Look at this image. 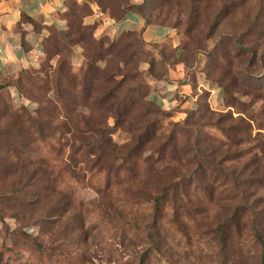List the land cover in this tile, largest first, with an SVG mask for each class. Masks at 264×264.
I'll return each mask as SVG.
<instances>
[{"label":"rangeland","instance_id":"1","mask_svg":"<svg viewBox=\"0 0 264 264\" xmlns=\"http://www.w3.org/2000/svg\"><path fill=\"white\" fill-rule=\"evenodd\" d=\"M131 4L171 34L116 29ZM60 18L51 39L77 20L135 44L111 58L122 71L103 106L82 100L81 83L99 99L107 61L87 59L76 36L0 77V264H264V0H71ZM63 61L77 80L60 99ZM49 81L46 100L30 99L27 82ZM147 86L172 99L137 100ZM48 99V138L26 120L28 139L10 135V119L36 117Z\"/></svg>","mask_w":264,"mask_h":264},{"label":"trees","instance_id":"2","mask_svg":"<svg viewBox=\"0 0 264 264\" xmlns=\"http://www.w3.org/2000/svg\"><path fill=\"white\" fill-rule=\"evenodd\" d=\"M147 8L148 6H146V4H131L127 9L125 8L123 10V14L120 16L119 21L124 19L130 13H137L145 19L146 25L159 24L169 28V26L164 24L163 21H159L158 19L152 20L151 18L146 16L143 10L145 11ZM35 26L38 28L40 25L37 22H35ZM54 27H56V25L47 27L48 32L51 33L52 29L55 30ZM91 30L92 27L85 25L82 22L78 23L77 20H75V22H73L70 25V30H68L67 32H58L59 34H55L52 39L48 34V36H46L43 39V47L45 48V52L49 56L61 54L65 49H67L66 46H68V43L70 44V42L73 41V38L71 39V37L76 36V42L82 43L85 50V56L87 57V59H89L93 63H98L100 61L106 60L107 61L106 66L104 67V69L100 70L99 72V80H101L102 83L105 84L106 90L103 92L102 96L99 99L96 98L94 93L96 87L90 82L87 75H84V80L81 83L82 100L86 103L89 100L92 99L94 100L95 98L94 102L98 100L97 103L103 106L110 103V101L113 100L114 98H117L115 94L119 89L118 85H116L119 82H116L115 77L116 75H118V73L120 74L122 70L121 68H117V65H115V61L111 58L125 61L124 57L126 56L129 49L134 46L135 43L126 40V36H121L120 39L108 43L107 40L104 38L96 39L93 36V32ZM129 32H130L129 36L138 35L141 39H143L142 31H129ZM52 44L54 45L53 47L51 46ZM66 65L67 62L63 61L56 70L57 78L55 80V83L57 86V90L59 91L60 95L64 94V96L63 95L60 96V99L61 97L65 98V93H68L71 96L72 95L71 91L76 87L74 82L77 80V77L72 74L71 67H67ZM65 81L69 83L67 88H65V86L63 85ZM25 85L30 88L31 92L29 93V95H30V99H32L33 101L46 100V96L42 94L51 89L50 81L44 84L43 87L41 88H37V87L33 88V86H35V83L33 82H27ZM5 86L6 85H0V87H5ZM19 86L20 87L23 86L22 81H20ZM33 89H35L36 91H34ZM155 91H156L155 88H153L152 86H147L146 89L144 90L134 89L132 93L137 100L140 101L144 100L152 105H155L158 108H161L160 104H158L155 100H151L149 98V96ZM77 97H78L77 95L74 96L75 99H77ZM52 103L53 102L50 99H48V105L45 107L43 112H38L36 117L22 113L21 116H17L18 118H16V120L14 119L16 123H14V120L10 119L9 122H13L11 124H8L7 126L8 130L10 131V135L12 133V134H16L17 136H20L23 139H28V136H24V134L22 135L23 128L21 127L22 121L26 120V121H31L33 125L37 127V131L40 136L44 137L45 139L48 138L50 136V131L53 130L54 127L53 122L55 115L57 113V106H54ZM66 108L67 110H70L72 109V106L66 105ZM107 109H110V106H108ZM0 111H1L0 114L4 116L9 115L8 113L9 109H6V107L4 109L0 108ZM12 124H17L20 127L19 128L13 127ZM22 144L25 145L26 147L29 146V143L26 140ZM39 193L40 192H38L37 195H39Z\"/></svg>","mask_w":264,"mask_h":264},{"label":"crops","instance_id":"3","mask_svg":"<svg viewBox=\"0 0 264 264\" xmlns=\"http://www.w3.org/2000/svg\"><path fill=\"white\" fill-rule=\"evenodd\" d=\"M71 0H0V76L19 70L42 54L47 27L64 25L59 16L67 10ZM113 21V20H112ZM37 22L40 26H35ZM120 31H142L143 39L153 42L171 34V29L159 24L146 25L137 13H130L121 21H113ZM164 93V92H162ZM174 93V92H173ZM172 91L162 98L158 91L149 98L163 105L172 99ZM162 98V100H161Z\"/></svg>","mask_w":264,"mask_h":264}]
</instances>
